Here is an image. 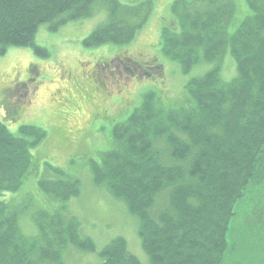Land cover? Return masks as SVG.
Listing matches in <instances>:
<instances>
[{
    "label": "trees",
    "instance_id": "1",
    "mask_svg": "<svg viewBox=\"0 0 264 264\" xmlns=\"http://www.w3.org/2000/svg\"><path fill=\"white\" fill-rule=\"evenodd\" d=\"M245 2L250 15L232 34L226 32L230 0L173 2V27L161 30V53L183 73L199 61L217 66L188 83L192 109L165 111L145 97L113 127V149L89 164L93 186L136 218L150 264H245L253 257H243L249 247L239 243L264 230V0ZM97 5L107 10V21L84 39L86 47L130 43L151 12L148 1L0 0V55L8 47H33L41 25L54 29L88 18ZM227 51L237 76L225 84L217 71ZM44 136L34 126L13 135L0 121V194L19 189L31 149ZM47 169L37 181L43 194L61 203L79 195L76 179ZM33 220L35 235L24 236L0 203V264H64L70 248L95 251L75 218L38 211ZM98 255V264H141L121 237Z\"/></svg>",
    "mask_w": 264,
    "mask_h": 264
},
{
    "label": "rangeland",
    "instance_id": "2",
    "mask_svg": "<svg viewBox=\"0 0 264 264\" xmlns=\"http://www.w3.org/2000/svg\"><path fill=\"white\" fill-rule=\"evenodd\" d=\"M117 1L122 5L148 1L151 5L147 21L126 45L83 44L107 21V10L97 5L88 18L54 29L50 24L41 25L33 47H8L0 55V121L13 135L20 126H34L45 133L44 139L31 149V164L21 186L15 192L1 193L0 203L15 214L27 237L35 235V212H58L75 218L79 234L92 240L95 251L70 248L64 255V264L100 263L98 253L117 237L126 241L128 252L141 264H150L141 248L136 218L106 189L93 186L89 164L113 149V127L138 109L145 97L152 95L155 104L165 111L192 109L194 101L187 91L188 83L217 66L215 62L199 61L183 73L178 63L161 53V30L173 25L170 9L177 0ZM230 1L234 11L226 27L228 34L234 33L250 15L245 0ZM107 62L110 65L106 68ZM97 64L100 66L96 67V75ZM217 74L225 84L237 76L235 61L228 51ZM6 108L13 109L14 114L6 116L10 112ZM48 167L76 179L79 195L61 203L43 194L37 181L48 173ZM239 244L249 247L244 255L241 253L243 257H253L248 260L251 263L245 264H264V230L261 236L252 234L249 244Z\"/></svg>",
    "mask_w": 264,
    "mask_h": 264
},
{
    "label": "flooded vegetation",
    "instance_id": "3",
    "mask_svg": "<svg viewBox=\"0 0 264 264\" xmlns=\"http://www.w3.org/2000/svg\"><path fill=\"white\" fill-rule=\"evenodd\" d=\"M107 66V65H106ZM14 111V110H13Z\"/></svg>",
    "mask_w": 264,
    "mask_h": 264
}]
</instances>
